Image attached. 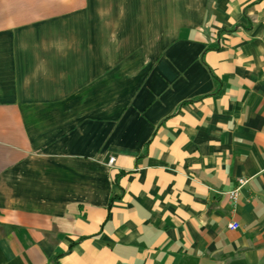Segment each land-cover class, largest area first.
I'll return each mask as SVG.
<instances>
[{"label":"crops","instance_id":"0c3cea01","mask_svg":"<svg viewBox=\"0 0 264 264\" xmlns=\"http://www.w3.org/2000/svg\"><path fill=\"white\" fill-rule=\"evenodd\" d=\"M0 264H264V0H0Z\"/></svg>","mask_w":264,"mask_h":264},{"label":"built area","instance_id":"2783aa9c","mask_svg":"<svg viewBox=\"0 0 264 264\" xmlns=\"http://www.w3.org/2000/svg\"><path fill=\"white\" fill-rule=\"evenodd\" d=\"M115 158H112L110 160V165L113 166L114 163H115ZM248 183L247 180H240L239 181V186L238 188H236L233 192H231L229 194L230 198L232 199L234 205H236L239 201V191L244 187L246 186V184ZM229 229L232 230V231H236L239 229V225L235 222H232L230 225H229Z\"/></svg>","mask_w":264,"mask_h":264},{"label":"rangeland","instance_id":"374dc122","mask_svg":"<svg viewBox=\"0 0 264 264\" xmlns=\"http://www.w3.org/2000/svg\"><path fill=\"white\" fill-rule=\"evenodd\" d=\"M58 12L60 11V10H57Z\"/></svg>","mask_w":264,"mask_h":264}]
</instances>
